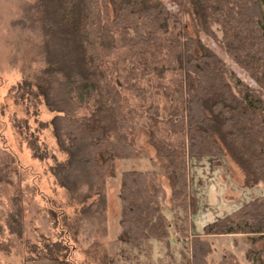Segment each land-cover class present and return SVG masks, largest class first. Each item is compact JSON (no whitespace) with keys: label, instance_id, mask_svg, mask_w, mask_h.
Segmentation results:
<instances>
[{"label":"trees","instance_id":"trees-1","mask_svg":"<svg viewBox=\"0 0 264 264\" xmlns=\"http://www.w3.org/2000/svg\"><path fill=\"white\" fill-rule=\"evenodd\" d=\"M180 3L196 29L212 36L264 93V0H41L44 65L14 89L18 100L28 97L54 112L40 125L51 127L65 157L49 154L34 132L23 133L25 118L15 125L34 158L52 159L48 170L75 209L72 221L49 210L56 240H46L43 250L32 246L28 260L67 258L78 244L106 234V180L117 160L147 155L136 142L141 132L158 170L121 174L116 255L122 264H149L152 240L164 250L158 263L170 262L171 234L181 264H211L207 236L228 234L244 235L252 264H264V193L191 238L186 215L176 225L180 210L195 209L187 196L189 159L229 155L243 172V187L264 184V98L219 53L182 32ZM159 175L169 179V197ZM15 211L8 227L21 238V209ZM183 240L189 254L180 249ZM218 264L243 263L225 249Z\"/></svg>","mask_w":264,"mask_h":264},{"label":"rangeland","instance_id":"rangeland-1","mask_svg":"<svg viewBox=\"0 0 264 264\" xmlns=\"http://www.w3.org/2000/svg\"><path fill=\"white\" fill-rule=\"evenodd\" d=\"M40 4L41 0H0V264H122L116 255V238L120 231L121 174L124 170L132 169L158 170V166L152 164L156 158L154 147L141 132L136 142L147 155L136 159L117 160L113 175L106 180V234L103 236L99 234L90 243L78 244L67 258L27 259L32 246L43 250L46 240H56L58 231L57 228H53L49 210H54L61 216L66 214L68 221H72L75 209V205L69 202L66 191L55 183L48 170L52 159L34 158L25 134L22 135L15 125L16 120L25 118L29 128L23 129V133L34 132L38 143L45 147L49 154L55 155L59 160L65 157L58 149L51 127L40 125V122L49 121L54 112L49 111L43 103L35 105L36 100L33 104L28 97L18 100L14 89L24 78L33 77L44 65ZM178 7L182 32L200 38L205 46L219 53L237 77L264 98V93L250 76L219 48L212 36L196 29L190 17L182 10L181 3ZM170 8L175 10L177 7L170 5ZM213 29L220 38L221 31L218 26L214 25ZM197 167L200 173L194 170ZM188 172V198L189 196L193 198L196 194H204V191L207 192L210 188L213 189V194L215 188H219L220 192L226 188L221 193L226 194L225 199L229 200L237 196L244 204L253 199L255 194L261 196L264 193V184L252 188L243 187V172L229 155H225L224 159L221 156L204 157L201 162L193 158L189 159ZM212 177L218 178L219 181L222 179L224 182L217 184L218 180L213 181ZM158 179L169 197L171 193L169 179L164 175H159ZM216 201L213 199L212 203ZM18 208L21 209V238L11 233L8 227L10 216L16 215L15 210ZM196 212L201 213L203 209L195 206L192 212L197 227L201 220ZM185 215L189 219L190 213L186 214L181 210L178 216L176 215L177 226L185 223ZM187 235L191 238L189 232ZM207 238L214 245L211 264H218L220 255L227 247V240L211 235ZM238 238L242 242L235 240L240 243V247L235 249L234 254L241 263L252 264L246 252L250 245L248 240L246 237ZM169 245L173 249L172 260L169 262V259L165 258L168 262L163 264H181L179 242L172 234L169 236ZM189 245V241H181L182 252L189 254ZM162 255L164 250L161 251L159 241L152 240L149 264H159L158 258ZM162 258L165 261L164 257Z\"/></svg>","mask_w":264,"mask_h":264},{"label":"crops","instance_id":"crops-1","mask_svg":"<svg viewBox=\"0 0 264 264\" xmlns=\"http://www.w3.org/2000/svg\"><path fill=\"white\" fill-rule=\"evenodd\" d=\"M198 162H201L198 161ZM198 166V165H196ZM199 167H197V169L195 168L194 170H196V173H200L198 170ZM204 168V167H202ZM189 173V172H188ZM213 181H217L218 178L216 177H212ZM220 182H224L222 179H220V181L218 180L217 184H220ZM217 186V185H216ZM215 186V187H216ZM226 190V188L220 192L219 188H215V194H213V189L210 188V190H208L207 192L204 191V194H196L194 197L195 199V206H197V208H202L203 212H198V210H196L197 215L200 217V224L196 227L195 223L193 221L194 218V214L190 213L189 219H188V228H189V235H193V234H198V233H202L203 232V228L206 224H208L209 222H212L220 217H223L227 214H230L232 212H234L239 206L242 205V202H240V198H237V196H235L232 199H225L226 198V194H221ZM211 193V194H210ZM219 193V194H218ZM257 194H255L254 197H256ZM203 198V199H202ZM214 201L217 200L216 202L212 203ZM240 202V204H238ZM211 237H221V238H226V242H227V247L226 249L231 250L232 252L235 251L236 248L240 247L239 244L242 242V240L238 237H245L242 234H228V235H214ZM235 240H238L237 243ZM235 253V252H234ZM221 257V255H220ZM220 260V258H219Z\"/></svg>","mask_w":264,"mask_h":264}]
</instances>
